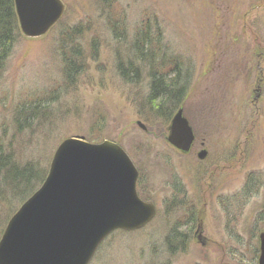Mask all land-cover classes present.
Wrapping results in <instances>:
<instances>
[{
  "label": "rangeland",
  "instance_id": "374dc122",
  "mask_svg": "<svg viewBox=\"0 0 264 264\" xmlns=\"http://www.w3.org/2000/svg\"><path fill=\"white\" fill-rule=\"evenodd\" d=\"M60 1L59 22L38 38L20 34L0 71V142L40 176L68 138L109 141L127 154L136 195L153 217L142 228L112 231L88 264H257L264 230V0H113L109 13L99 0ZM110 13L122 19L120 40L106 21ZM145 18L160 32L161 48L193 70L183 104L166 121L149 111L145 77L122 80L115 69L126 66ZM69 57L74 70L67 79ZM35 102L45 105L34 110ZM178 111L194 137L185 154L167 143ZM247 177L255 189L244 193ZM30 188L4 191L0 238L9 214L36 192L28 197ZM172 228L179 240L170 251L165 238Z\"/></svg>",
  "mask_w": 264,
  "mask_h": 264
},
{
  "label": "water",
  "instance_id": "95a60500",
  "mask_svg": "<svg viewBox=\"0 0 264 264\" xmlns=\"http://www.w3.org/2000/svg\"><path fill=\"white\" fill-rule=\"evenodd\" d=\"M25 38L45 35L61 19L60 0H13ZM194 137L178 111L167 143L188 153ZM203 155V154H202ZM136 172L114 143L62 142L41 187L10 218L0 238V264H88L112 231L136 230L153 217L135 192ZM258 264H264V232Z\"/></svg>",
  "mask_w": 264,
  "mask_h": 264
},
{
  "label": "trees",
  "instance_id": "16d2710c",
  "mask_svg": "<svg viewBox=\"0 0 264 264\" xmlns=\"http://www.w3.org/2000/svg\"><path fill=\"white\" fill-rule=\"evenodd\" d=\"M99 2L103 9L109 13V7H111L113 0H99ZM144 20L141 21L131 48L126 55V66L123 67L121 64H117L115 69L122 80L132 82L139 77H145L147 81L146 101L149 104V111L156 113L162 120L166 121L167 116H170L174 112V109L183 104L187 89V85L185 84L191 80L193 70L189 64L186 69H183L182 64L174 60L167 50L161 48V35L157 28H155V23H152L147 18ZM106 21L112 31H115L116 38L119 37L120 40V36L123 35L122 19L118 15L113 16V13H110ZM154 34L156 36H153ZM19 39L20 32L13 0H0V71ZM66 60L67 73H64V76L70 79V71L74 70V64L69 62L71 61L70 57L66 58ZM44 105L45 103L43 102H35L29 105V107L39 110ZM29 119L32 121V118ZM39 172L38 169L36 172V166L31 163H17L15 152L7 146L5 148V145L0 142V201L5 196V190L7 191L6 195H13L15 192L18 193L22 189L27 188L31 183L32 188L27 193L29 197L38 189L46 177L47 170L43 171L41 176ZM245 181L246 185L244 186L245 189L243 188V192H252L250 189H255V181L251 177H247ZM17 208L13 209L7 219L15 213ZM177 230V228H172L168 237L165 238L166 247H171L170 251L172 247H178L176 244H173L175 240H179V236L176 234Z\"/></svg>",
  "mask_w": 264,
  "mask_h": 264
}]
</instances>
